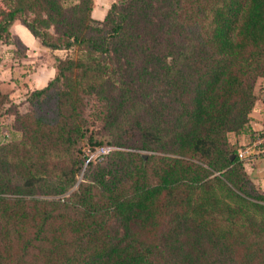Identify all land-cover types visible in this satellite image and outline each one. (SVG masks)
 Segmentation results:
<instances>
[{
    "label": "trees",
    "instance_id": "16d2710c",
    "mask_svg": "<svg viewBox=\"0 0 264 264\" xmlns=\"http://www.w3.org/2000/svg\"><path fill=\"white\" fill-rule=\"evenodd\" d=\"M91 7L0 0L1 43L19 22L67 53L27 112L5 110L0 264H264V195L227 139L261 135L264 0H115L100 21ZM103 146L153 154L86 162Z\"/></svg>",
    "mask_w": 264,
    "mask_h": 264
},
{
    "label": "crops",
    "instance_id": "0c3cea01",
    "mask_svg": "<svg viewBox=\"0 0 264 264\" xmlns=\"http://www.w3.org/2000/svg\"><path fill=\"white\" fill-rule=\"evenodd\" d=\"M114 1L115 0H92L90 12L91 17L95 20H102L109 6ZM10 29L12 34L19 38V43H21L24 53L27 52L31 54V56H35L38 52L47 54V49L39 45V42L34 39L22 25L18 26L13 23ZM26 57L28 58V56ZM54 72L55 70L51 61H49V63L47 62L41 64L40 66H37L35 69H33L30 74L19 78L21 79V82L19 83V89L25 91V93L34 89H41L49 80L52 79ZM11 77V74L8 73V81L6 80L7 82L4 83V87L9 88L10 85H13V81L10 79ZM254 95L255 101L248 115V126L250 132L254 134L253 136H256L258 134L264 133V79L258 78L256 80L254 86ZM228 135H230L228 139L229 143L236 145L238 149L254 140H252L248 134H243L237 137H235L233 134ZM243 168L255 188L262 195H264V150L253 157V159L243 163Z\"/></svg>",
    "mask_w": 264,
    "mask_h": 264
},
{
    "label": "rangeland",
    "instance_id": "374dc122",
    "mask_svg": "<svg viewBox=\"0 0 264 264\" xmlns=\"http://www.w3.org/2000/svg\"><path fill=\"white\" fill-rule=\"evenodd\" d=\"M15 24L20 26L19 22H15ZM9 31L11 37L8 43L3 44L0 42V92L6 95L9 100L7 104L0 106V144L7 143L13 139L18 138V134L12 131L13 116L5 110H8V108H10V110H17L19 113H25L29 109V106L26 102V97L29 91L25 93V91L19 89V83L21 82V79L19 78L23 77L24 75L30 74L33 69H35L37 66H40L41 64L47 62L49 63V61H51L53 64V54L62 58L65 54H67L63 51L51 52L47 49V54L43 52H38L35 56H31V54L26 52V55V53H24L23 47L21 46V43H19V38L12 34L11 29ZM26 56H28V58ZM8 73L11 74L12 77L10 79L13 81V85H10L9 88L4 87V83L8 81ZM85 114L89 118L88 120L92 122L91 117H89L88 115L91 114V111L87 110ZM229 137L230 135H227V139H229ZM103 147L108 148L109 152L125 151L138 153L144 159H146L148 155L153 154L146 152H138L134 150L132 151L130 149H125L121 147L119 148L114 146ZM98 150L99 148L90 151L86 147H83V155L86 158V162L90 161L95 164L104 162L105 158L103 157H105V154L97 153ZM83 170L84 169H82L81 172L77 175L76 185L82 180ZM74 188L75 186L70 189L66 194L59 196L58 198H63L67 196L74 190Z\"/></svg>",
    "mask_w": 264,
    "mask_h": 264
},
{
    "label": "built area",
    "instance_id": "2783aa9c",
    "mask_svg": "<svg viewBox=\"0 0 264 264\" xmlns=\"http://www.w3.org/2000/svg\"><path fill=\"white\" fill-rule=\"evenodd\" d=\"M262 150H264V133L260 136L254 138L252 142L238 149L237 158L243 163L253 159L258 155ZM109 152L108 148L101 147L97 153L107 154Z\"/></svg>",
    "mask_w": 264,
    "mask_h": 264
},
{
    "label": "water",
    "instance_id": "95a60500",
    "mask_svg": "<svg viewBox=\"0 0 264 264\" xmlns=\"http://www.w3.org/2000/svg\"><path fill=\"white\" fill-rule=\"evenodd\" d=\"M144 157V156H143Z\"/></svg>",
    "mask_w": 264,
    "mask_h": 264
}]
</instances>
